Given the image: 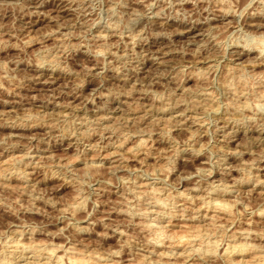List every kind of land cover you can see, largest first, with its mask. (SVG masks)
<instances>
[{
	"label": "clouds",
	"instance_id": "1",
	"mask_svg": "<svg viewBox=\"0 0 264 264\" xmlns=\"http://www.w3.org/2000/svg\"><path fill=\"white\" fill-rule=\"evenodd\" d=\"M0 264H264V0H0Z\"/></svg>",
	"mask_w": 264,
	"mask_h": 264
}]
</instances>
